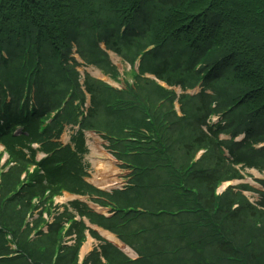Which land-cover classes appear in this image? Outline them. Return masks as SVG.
<instances>
[{
  "label": "trees",
  "instance_id": "obj_1",
  "mask_svg": "<svg viewBox=\"0 0 264 264\" xmlns=\"http://www.w3.org/2000/svg\"><path fill=\"white\" fill-rule=\"evenodd\" d=\"M87 18L99 21L92 25ZM84 28L94 43L105 44L109 37V48L116 53L115 35L132 37L125 42L131 46L141 34L152 49L140 60V70L146 56H160L162 51L169 57L176 48L189 50L184 71L195 81L189 88L199 84L202 89L194 97L181 95L180 102L195 99L207 115V104L210 109L215 103L210 111H219L222 126L191 137L175 130L163 135L157 123L145 130L129 128L132 141L118 134L108 138L115 158L132 168L128 188L105 194L85 183L79 160L86 153L83 130L98 128L97 112L91 110L84 127L70 137V145L62 146L57 142L64 118L58 122L60 107L33 105L39 88L37 100L61 80L66 85L63 96L62 89L58 93L61 105L75 100V84L68 81L65 66ZM18 71L20 86L13 97L10 91L18 82ZM156 78L162 80L159 73ZM90 81H84L87 94ZM180 85L185 88L183 82ZM173 96L168 92L163 100ZM54 108L55 119L48 115ZM173 112L168 109L158 120L179 126ZM106 129V135L115 134L110 126ZM222 132L229 139L219 140ZM0 142L8 153L20 149L11 171L0 168V264H78L84 232L96 237L82 220L75 223L67 208L62 213L67 229L60 223L47 224L40 216L31 226L25 222L39 206L48 215L62 192L101 198L95 202L110 209L109 217L76 200L69 207L80 219L87 217L141 251L140 258L131 261L104 243L82 264H264V192L254 204L240 191L249 189L245 185L228 186L216 194L222 182L241 179L239 171L264 173V0H0ZM33 143L46 154L38 162ZM198 145L206 151L194 160L191 147ZM260 184L264 187V181ZM61 218L60 213L59 222ZM42 222L47 225L44 234ZM70 226L76 228L72 245L64 240ZM6 234L14 251L6 246Z\"/></svg>",
  "mask_w": 264,
  "mask_h": 264
},
{
  "label": "rangeland",
  "instance_id": "obj_2",
  "mask_svg": "<svg viewBox=\"0 0 264 264\" xmlns=\"http://www.w3.org/2000/svg\"><path fill=\"white\" fill-rule=\"evenodd\" d=\"M98 21L99 20L97 19H85V22L92 25H95ZM124 36H127V32L124 34ZM139 36H141V34L135 35V37H137L136 41L133 42L131 46H128L125 44V42L130 40L132 37H119L118 35H115L112 39L117 43L118 53L109 48V37H105V44H99V42L104 43L103 40H97L95 41V44L91 38V32L88 28H84V31L80 33L79 36H77V40L73 44V49H70V58H72L73 61L70 60L68 65L65 66V73L68 78H70L68 81L72 83L74 82L75 84L73 95L75 100L73 102L66 100L61 111H58L61 112L58 122L62 117H64L61 120L62 130L58 137L59 143H69L70 137L77 129L76 124L78 120L80 119L83 122L85 116L89 117L91 110H95L97 112V116L94 119V125L98 128H96L95 131L107 138H114L118 134L121 139L125 141H132L128 134L129 128H139L145 130L148 129L152 123L154 126L157 123L156 128L163 135L175 130L180 132L183 136L190 135L189 137L200 132L208 133L207 129L214 130L213 128L216 126H222L221 114L219 111H217L218 113L210 111V109H213L212 107L215 105V103L210 104V109L208 108L207 104V110H209L207 115L205 107L199 103L196 105L197 101H194L195 99L185 98L180 102L181 95L187 94L191 97L194 93H199L202 89V87H200L198 90H189L191 89L189 87H191L195 82L190 76L185 75L188 70L184 71V67L188 63L187 57L191 54L189 50L185 48H176L175 52L169 57L165 56L162 51L160 56H157V53L155 57L150 55L146 56L143 59V63L145 65L142 66L140 72H138L137 75L134 73L140 63L139 50L142 48H146V50L150 49V47L147 48L145 46L147 44L146 39H141ZM92 45H96V47ZM169 48H171V46L168 47V49ZM57 64L58 63L56 62L55 68L58 71L56 67ZM191 70L195 71L194 68ZM74 72H76V75ZM158 73L160 74L162 80L154 81L153 79H155ZM19 74L20 72L18 71V73L15 75L16 78H18V82L13 86V88H11L10 91L13 97L16 93V88L20 86ZM86 78L91 80L90 82L92 87L90 94H87L85 91L84 81ZM145 80L153 81L154 84H146L144 82ZM128 81L132 87L129 91H127L129 88V85L127 84ZM69 82H67V84ZM181 82L185 84V88L180 85ZM112 85L116 88L125 87L126 91L124 94H122V96H116L119 98V100L113 102V108L111 109L106 108L105 106L107 104H111L112 98L115 97V95L111 93L113 91ZM64 87H66V85H64L61 80V84L56 83L51 89L48 88L46 90L47 96L45 97L44 94V99L37 100V94L40 93L39 88L34 95L33 105L36 103H40L42 105L48 103L50 104L49 108H53L56 105V107H61V99L63 97L58 98V93L62 89L61 96H63L65 91ZM168 92L174 93V96L170 97L168 100H163V96H165ZM82 94L84 96L83 100L81 101L80 98ZM126 100L128 102L129 108L124 110ZM195 107L197 108L196 112ZM55 108L48 111V115L54 117V119L55 113L57 112L55 111ZM168 109L174 111L172 115H174V117L180 121L179 126L177 122L174 121L158 120L162 116H165V114L168 112ZM67 110L68 113L65 115ZM77 112H80V114L82 112V115L78 114V116L75 117L74 114H77ZM145 117H150L151 120L149 121ZM83 124L84 122L81 123L82 128L84 127ZM107 126L113 128L115 131L114 135H106L109 133V130L106 129ZM84 131H87L85 132V143L87 145V149L85 155L79 158L83 171L82 177L89 184L94 185L93 179L96 175V171L93 164V158L95 155H98L101 152L105 153L106 155L109 154V152L106 151L107 148H105L108 144L100 139L95 140L96 135L89 133L90 131L83 130V132ZM222 133L218 136L219 140L229 139L228 134L224 132ZM174 138L175 136H172V141ZM95 145L98 146L97 149H95ZM197 148L198 150H196ZM19 150V148H14L11 149L10 153H8L3 143L0 142V168L4 169V171L9 169L11 171L16 166L15 157L19 156V153L17 152ZM191 150L192 153L190 157L194 153L193 156H195V158H198L206 151L205 148L200 149V145L196 146L195 148L191 147ZM22 152L27 155L26 149H23ZM184 152L185 150L179 154V157H181ZM223 156H226L225 152L223 153ZM107 157L109 156L107 155ZM101 158L105 159L106 156L103 155ZM26 167L27 164L22 165L21 168L25 169ZM113 169L115 172L108 174L106 176L107 180L117 174L115 167ZM245 170L246 171L244 172L239 171L241 179H232L222 182L218 188V192H221L228 186L235 187L238 185H245L249 187V189L240 191L250 202L254 204L260 198L259 192H264V187L262 184H260V181H264V173H259L255 169ZM98 178L99 180L102 178L104 179L102 174H99ZM94 187L96 188L97 186L94 185ZM73 199L81 201L86 205L90 204L89 197H87L85 194L81 196L71 195L70 200V196L67 193H64L62 196L54 200L48 215L44 213L42 211V207L39 206L33 212L32 216L28 217L26 221L31 226L33 224V219L40 216L47 224L60 223L61 227H67L69 224L66 222L67 219L64 220L65 217L62 215V213L64 211V205H68V203ZM68 212L75 216L71 210ZM100 212L108 215L107 210ZM60 213L62 218L59 222L58 216ZM74 220L76 221L75 223H77L80 219L79 217L75 216ZM81 220L82 221L80 222H82L86 228L95 232V237L97 239L91 236L89 232H84L83 242L79 249L78 255L79 264L84 258H88L93 251L99 252V246L103 245L104 243H109L114 246V248L121 251L123 255L129 260L130 258L135 259L137 257L136 255H141V251L133 250L123 243L119 238H117L114 233L103 229L102 226L93 224L87 217H83ZM45 223L41 224L39 227L42 234L47 232V227L43 228L44 226H47ZM69 229L71 233L64 240H68L67 244L72 245L76 228H72L70 226ZM107 234L114 236L121 243V248L114 245L113 242L107 240ZM34 237L35 235H33L32 232L28 236V238L31 240Z\"/></svg>",
  "mask_w": 264,
  "mask_h": 264
},
{
  "label": "bare ground",
  "instance_id": "obj_3",
  "mask_svg": "<svg viewBox=\"0 0 264 264\" xmlns=\"http://www.w3.org/2000/svg\"><path fill=\"white\" fill-rule=\"evenodd\" d=\"M97 148H98V146L95 145V149H97ZM103 155H105L107 157V155L103 152H101L95 156H103ZM93 164H94L95 171H96V175L94 176L93 183H96L97 185H99V187H104L106 184L113 182V181L109 182L106 179V176L108 174H112L115 172V170L111 167L110 164H108L107 162H104V161H94ZM99 174L103 175V177H104V179L102 178L103 180L102 179L99 180V178H98ZM107 239L119 247L122 246L121 243L114 236H112L110 234H107Z\"/></svg>",
  "mask_w": 264,
  "mask_h": 264
}]
</instances>
